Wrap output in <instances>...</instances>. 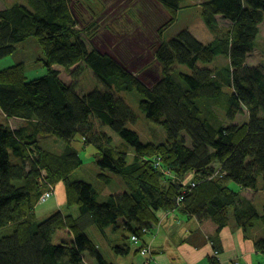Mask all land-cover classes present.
<instances>
[{"label":"trees","instance_id":"16d2710c","mask_svg":"<svg viewBox=\"0 0 264 264\" xmlns=\"http://www.w3.org/2000/svg\"><path fill=\"white\" fill-rule=\"evenodd\" d=\"M155 1L169 13L168 23L182 7V0ZM201 7L208 28L220 16L230 22L229 29L208 43L186 29L162 40L154 51L160 78L151 86L108 53L88 47L84 38L94 33L83 35L77 28L70 0H22L0 9V59L34 37L46 68L32 79H27L23 63L0 70V114L7 119L0 121V264H113L77 224L84 216L103 235L106 228L116 230L121 224L136 236L133 243L148 261L154 259L148 238L155 224L150 222L161 211L176 208L199 221L209 218L220 230L233 208L243 230L258 220L264 226V202L259 213L241 193L256 190L259 181L264 185V63H246L263 21L264 0H205ZM218 55L228 63L211 69L209 63ZM172 65L190 72H174ZM55 66L86 68L102 86L81 93L77 80L65 83ZM132 90L141 97V112L162 126L166 143H144L128 127L137 117L118 93ZM215 108L227 119L244 112L246 120L218 123ZM15 119L26 122L11 126ZM79 133L85 144L96 147V165L102 171L98 177L109 184L110 175L120 176L123 192L100 200L93 184L69 178L83 165L72 142ZM114 135L132 149L131 159L126 148L114 143ZM48 136L59 139L60 151L40 144ZM213 161L219 163L217 178ZM165 171L179 180L171 181ZM187 172L195 176L193 185L184 184ZM60 182L78 215L55 211L38 221L35 207L41 195ZM253 245L264 255V237H254ZM219 246L212 243L211 264H218Z\"/></svg>","mask_w":264,"mask_h":264},{"label":"rangeland","instance_id":"374dc122","mask_svg":"<svg viewBox=\"0 0 264 264\" xmlns=\"http://www.w3.org/2000/svg\"><path fill=\"white\" fill-rule=\"evenodd\" d=\"M204 1L182 0V7L177 12L174 21L170 23H168L170 19L169 13L155 0H70V8L76 17L77 28L81 31L83 29V33L86 31L87 33H94L92 38H84L88 47H96L101 52L108 53L128 71L134 73L147 86H151L160 78V65L154 59V51L162 40L167 41L176 36L181 30L186 29L201 42L208 43L214 37L223 34L229 29L230 22L220 16L216 17V26L214 28H208L205 25L202 19L201 7ZM15 2H22V0H0V7H8L7 5ZM43 60L44 56L38 42L34 37H28L24 42L17 44L15 52L0 59V70L17 63H23L27 79H32L46 73ZM227 63L228 60L224 55H218L209 63V67L211 69H221ZM246 63L249 65H262L264 63V17L263 21L259 24L255 48L247 56ZM54 68L59 71V76L65 83L69 84L77 80L78 89L81 93L102 86L92 72L86 68L79 70L73 66L68 71L58 66ZM76 70L79 72L76 73ZM179 70L186 73L190 72L185 66L172 65V71L178 72ZM118 95L135 112L137 117L136 122L129 124L128 127L134 129L139 134L142 142L153 144L167 142V137L162 126L149 120L139 109L138 103L141 97L136 91H123L119 92ZM214 111L217 114L218 123H223L224 125H236L246 120L244 112L237 114L234 119H227L224 111L216 108ZM0 121L7 122V119H5L4 115L0 114ZM25 122L19 119L9 121L11 126H20ZM92 124H94L93 126H100L96 122ZM104 130L109 132L107 128ZM78 137H75V139L79 140L75 141V144L83 165L73 171L69 178L71 180H84L93 184L98 191L100 200H104L111 193L123 192L126 187L120 176L110 175L111 182L109 184L102 182L103 180L98 177L102 171L96 165V159L98 158L96 147L89 143L85 144L80 133ZM114 143L126 148L129 152V159L132 158V149L127 144L121 143L120 139L115 135ZM185 143L186 145H190L188 138H185ZM40 144L44 148L54 152L60 151L62 147L59 139L51 136L43 137ZM211 166L214 168V171L219 173V163L217 161H213ZM103 173L109 174L106 171H103ZM218 173L215 178L220 175ZM194 179L195 176L187 172L183 179L185 180L184 184L187 185ZM178 180L177 176L175 179H171V181L175 182ZM58 184L63 187L64 193V198L60 200L61 208L65 206L67 214L69 213L72 216L78 215L76 205L67 202L68 192L66 191V186L61 182ZM229 187L232 190L238 189L235 183H230ZM55 191L56 187L52 189V195ZM185 193L187 192H182L181 195ZM243 195L249 200H253L258 212H262V203L264 202V185L262 182L260 183L259 181L256 190L246 189ZM53 201L54 198L52 197L47 199L46 202L42 201L37 204L35 207V217L38 221L44 220L56 211L55 209L58 207L57 203H55L54 208L44 212V209ZM177 201H180V197ZM59 211L64 212L63 209ZM176 211L185 216L187 215L180 209H176ZM193 217L197 219L195 216ZM82 218L76 220L77 224L85 229L88 237L97 244L99 251L107 261L113 264H132V262L141 258L142 255L137 249L138 245L133 243L137 239L134 240L132 238L133 233L129 235L130 232L123 229L121 224L117 226L116 230H113L112 227L106 228L104 230L105 237L88 217L84 216ZM204 220L216 225L209 218ZM241 235H244L243 239L245 241L253 237H264L263 223L258 220L254 227H250L245 231L236 223L233 216V208H229L228 223L220 230L216 228V232L210 236V239L201 238L197 229H195L194 233L187 238L185 245L179 244L175 239L173 243L181 253L185 252L191 255L192 258H195L197 253L204 250V245L211 248V243L217 246L219 241H221L225 248L229 246L236 247L238 240L240 241L241 239ZM116 247H119V249ZM120 248L126 251L122 252ZM198 264H203V262H199Z\"/></svg>","mask_w":264,"mask_h":264},{"label":"crops","instance_id":"0c3cea01","mask_svg":"<svg viewBox=\"0 0 264 264\" xmlns=\"http://www.w3.org/2000/svg\"><path fill=\"white\" fill-rule=\"evenodd\" d=\"M3 8L0 7V9ZM76 137L79 138L78 135ZM75 141L79 140H72L77 149ZM55 187V193L49 197H53L54 201L44 209V212L54 208L55 203H57L58 207L55 210L59 211L63 209L64 213H66V207L64 206L61 208L60 201L64 198L63 187L60 186V184ZM235 190L238 191V189ZM245 190L246 189H242L241 193L243 194ZM206 221L207 220L201 222L193 216H185L176 211V208L171 211L159 212L156 221L152 222L155 224V228L153 227L154 233L148 238L151 244L150 250L154 252V261H148L147 257L141 256L140 259L132 262V264H198L199 262H203V264H211L208 260V255L212 256L214 254L212 243L211 248L204 245V250L197 253L195 258H192L191 255L185 252L181 253L173 243L175 239L179 244L185 245L187 243V238L194 233L195 229H197L201 238L210 239V236L214 235L216 232L217 225H213L209 221H207V223ZM104 236L106 237V234ZM243 238L244 235H241V239L240 241L238 240L236 247L229 246L225 248L222 242L219 241L218 245H220L219 248L222 252L217 254L218 264H264V255L254 248V237L248 241H245ZM95 245L97 246V244Z\"/></svg>","mask_w":264,"mask_h":264},{"label":"built area","instance_id":"2783aa9c","mask_svg":"<svg viewBox=\"0 0 264 264\" xmlns=\"http://www.w3.org/2000/svg\"><path fill=\"white\" fill-rule=\"evenodd\" d=\"M165 174H167V176L171 177L172 179H175V176H173L169 171H165ZM191 185H193V183H191ZM51 191H52V189L49 190V191H46L45 193H43V194L41 195L40 199H39V202L45 201V200H47L49 197H51V196H52ZM132 238H133L134 240L137 239L135 235H133Z\"/></svg>","mask_w":264,"mask_h":264}]
</instances>
